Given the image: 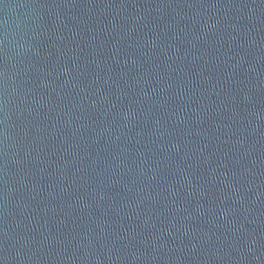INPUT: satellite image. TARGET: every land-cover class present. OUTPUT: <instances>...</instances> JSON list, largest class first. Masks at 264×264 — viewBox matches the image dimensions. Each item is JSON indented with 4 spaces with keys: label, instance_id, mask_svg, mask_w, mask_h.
Wrapping results in <instances>:
<instances>
[{
    "label": "water",
    "instance_id": "1",
    "mask_svg": "<svg viewBox=\"0 0 264 264\" xmlns=\"http://www.w3.org/2000/svg\"><path fill=\"white\" fill-rule=\"evenodd\" d=\"M0 264H264V0H0Z\"/></svg>",
    "mask_w": 264,
    "mask_h": 264
}]
</instances>
